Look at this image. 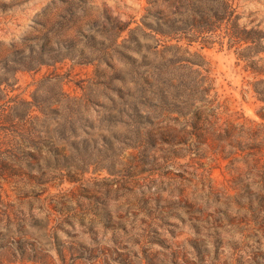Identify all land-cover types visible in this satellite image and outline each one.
I'll return each mask as SVG.
<instances>
[{
	"label": "rangeland",
	"instance_id": "rangeland-1",
	"mask_svg": "<svg viewBox=\"0 0 264 264\" xmlns=\"http://www.w3.org/2000/svg\"><path fill=\"white\" fill-rule=\"evenodd\" d=\"M233 4L240 24L264 27V0ZM167 5L0 0L5 93L48 100L44 111L57 113L48 126L64 135L37 153L38 162L27 158L33 168L19 162L25 173L0 176V264H189L183 256L198 263L199 239L223 241L218 264H264V187L242 155L223 158L201 144V157L165 159L159 146L139 145L126 124L123 111L133 110L125 99L139 103L133 118L143 131L182 121L164 108L153 77L163 59L153 53L158 36L149 25L170 15ZM189 48L201 55L219 122L264 123L237 49ZM109 221L115 230H104ZM35 254L41 263L24 259Z\"/></svg>",
	"mask_w": 264,
	"mask_h": 264
},
{
	"label": "trees",
	"instance_id": "trees-1",
	"mask_svg": "<svg viewBox=\"0 0 264 264\" xmlns=\"http://www.w3.org/2000/svg\"><path fill=\"white\" fill-rule=\"evenodd\" d=\"M167 2L170 15L158 17L155 25H149L158 36L153 53L163 59L153 65V77L164 108L178 113L182 121L174 117L175 124L143 131L137 126L143 121L133 118L139 113V103L125 99L124 107L133 110L123 111L130 117L126 124L133 128L139 145L159 146L165 159L192 154L201 157L198 151L201 144L215 147L214 152H222L223 158L240 154L248 171L255 170L264 187V123L245 119L219 122V104H215L211 84L201 70V55L189 48L194 43L203 48L214 43L223 46L225 42L228 48L235 47L237 58L245 61L246 69L253 74L249 90L263 103L257 114L264 120V27H260V22L254 23V19L240 24V15L233 0ZM7 85L10 86V83L0 79V147H3L0 151V176L4 179L25 173L24 165L19 162H26L28 168H33V163L27 162V158L38 162L37 153H42L44 147L50 150L56 139L64 137L63 134L56 137L58 129L48 126L53 118L49 116L57 115L42 108L48 100L37 96H33L32 100L18 95L8 96L5 93ZM106 216L110 220L111 215ZM103 227L104 230L116 229L110 221ZM209 244L207 239L195 241L198 263L183 256L184 262L218 264L223 241L216 239L212 246ZM111 251L118 252L115 248ZM171 253L178 258L177 250L172 249ZM24 259L41 263L36 254L26 255Z\"/></svg>",
	"mask_w": 264,
	"mask_h": 264
}]
</instances>
